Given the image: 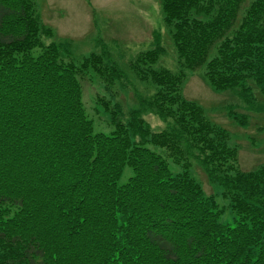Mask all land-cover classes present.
<instances>
[{
	"label": "trees",
	"instance_id": "trees-1",
	"mask_svg": "<svg viewBox=\"0 0 264 264\" xmlns=\"http://www.w3.org/2000/svg\"><path fill=\"white\" fill-rule=\"evenodd\" d=\"M246 1L159 0L179 70L154 68L159 42L137 55L129 68L155 92L124 113L112 88L125 78L107 52L67 62L63 44L43 43L52 32L30 0H0V264H264V166L241 171L227 132L181 95L186 72L203 70L215 92L264 100V0ZM89 73L109 88L95 99L109 134L82 106ZM147 113L167 127L153 132Z\"/></svg>",
	"mask_w": 264,
	"mask_h": 264
},
{
	"label": "rangeland",
	"instance_id": "rangeland-1",
	"mask_svg": "<svg viewBox=\"0 0 264 264\" xmlns=\"http://www.w3.org/2000/svg\"><path fill=\"white\" fill-rule=\"evenodd\" d=\"M30 1L42 26L52 32L53 39L43 38V43L63 44L65 61L79 65L91 55L100 57L102 51L108 53L109 64L116 66L125 78L115 82L112 88L114 101L124 113L136 109L139 98L150 97L155 92L152 85L139 82L129 68L137 55L154 49L159 42L162 54L154 68L171 72L179 70L159 0ZM204 73L203 70L186 72L181 95L199 105L212 124L227 132L229 146L237 148L238 168L241 171L264 166V100L254 90L252 108H249L241 100L240 92L213 91L205 82ZM80 79L82 106L93 124L94 132L109 134L111 128L107 116L98 110L95 103V99H109L106 93L109 88L90 73ZM233 114L244 115L246 125L236 123ZM142 118L153 132L162 131L169 122L148 113ZM148 147L165 156L158 147ZM168 164L173 173L180 172L171 161ZM189 173L206 196L215 195L214 199L222 211L220 221L234 226V216L228 201L222 198L220 188L210 183L194 162ZM131 174V170L125 167L118 185L124 184Z\"/></svg>",
	"mask_w": 264,
	"mask_h": 264
}]
</instances>
